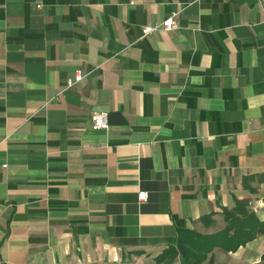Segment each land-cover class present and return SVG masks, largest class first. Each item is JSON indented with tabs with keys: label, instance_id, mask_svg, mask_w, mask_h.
I'll list each match as a JSON object with an SVG mask.
<instances>
[{
	"label": "crops",
	"instance_id": "obj_1",
	"mask_svg": "<svg viewBox=\"0 0 264 264\" xmlns=\"http://www.w3.org/2000/svg\"><path fill=\"white\" fill-rule=\"evenodd\" d=\"M235 198L264 220L258 0H0V264H155Z\"/></svg>",
	"mask_w": 264,
	"mask_h": 264
},
{
	"label": "trees",
	"instance_id": "obj_2",
	"mask_svg": "<svg viewBox=\"0 0 264 264\" xmlns=\"http://www.w3.org/2000/svg\"><path fill=\"white\" fill-rule=\"evenodd\" d=\"M252 177H247V179ZM246 200L234 199L231 209L223 208L225 226L212 234H201L193 230L179 228L175 247H170L156 257V263L180 256L181 264H202L207 255L215 248L226 252L236 251L239 247L264 233V220L260 221L254 211L249 209ZM211 216L202 220H210ZM264 264V253L260 261Z\"/></svg>",
	"mask_w": 264,
	"mask_h": 264
},
{
	"label": "built area",
	"instance_id": "obj_3",
	"mask_svg": "<svg viewBox=\"0 0 264 264\" xmlns=\"http://www.w3.org/2000/svg\"><path fill=\"white\" fill-rule=\"evenodd\" d=\"M259 5L262 9V12L264 13V4L262 3L261 0H258ZM40 5H38L39 7ZM177 15V12H173L169 17L164 19L160 25L157 27H146L142 29V34L146 35L147 33L156 30L157 28H160L164 31H171L175 28H177V23L175 21V17ZM85 74L82 71H76L75 75L67 79L66 82V87L70 88L72 87L75 83L79 82L80 80L83 79ZM108 127V115L107 113L104 112H98V113H93L91 115V128L94 130H106ZM147 199L146 192H140L138 193V200L145 201Z\"/></svg>",
	"mask_w": 264,
	"mask_h": 264
}]
</instances>
